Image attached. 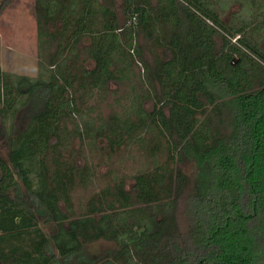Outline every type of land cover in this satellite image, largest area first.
<instances>
[{
	"label": "trees",
	"instance_id": "trees-1",
	"mask_svg": "<svg viewBox=\"0 0 264 264\" xmlns=\"http://www.w3.org/2000/svg\"><path fill=\"white\" fill-rule=\"evenodd\" d=\"M243 1L246 16L231 25L220 0H124L122 24L113 0H34L54 70L46 80L0 72V264H66L98 240L116 245L99 264H264V0ZM135 64L145 89L123 117L68 129L84 96L130 81ZM148 133L163 162L134 175L130 190L110 183L76 216L72 192L92 173L67 154L71 137L93 134L115 153Z\"/></svg>",
	"mask_w": 264,
	"mask_h": 264
},
{
	"label": "rangeland",
	"instance_id": "rangeland-1",
	"mask_svg": "<svg viewBox=\"0 0 264 264\" xmlns=\"http://www.w3.org/2000/svg\"><path fill=\"white\" fill-rule=\"evenodd\" d=\"M114 9L118 15L119 23L123 22V1L113 0ZM225 2V7L220 13L221 20L225 24L233 25L238 18H245L246 13L243 8L246 3L243 0H220ZM261 3L260 0H257ZM231 40V42H233ZM88 40L84 39L78 45V48L87 46ZM144 55L146 61H151V47L143 44ZM264 49V45H262ZM156 50V49H154ZM54 50H46L40 47L36 31V16L34 12V0H0V72L6 73L11 78L25 76L31 80H46L54 70L49 64V58ZM158 54L160 51L156 50ZM46 60L48 63H46ZM82 60V56L79 57ZM79 63V62H78ZM85 67H91L90 63H86ZM141 70L135 65L132 66V74L130 81L115 84L109 83L105 92L93 91L92 96H84L82 102L78 104V112L72 119V124L68 125V129L73 130V124L78 127L89 126L97 129L99 125L105 123L107 119L116 114L117 117H123L128 112L135 101L134 97L140 94L145 86L138 79L142 80ZM151 101L143 104L144 110L150 111ZM29 113L23 111L13 119V125L16 131H20L27 123L26 116ZM1 121V120H0ZM11 119L5 121V128L10 126ZM0 122V131L2 130ZM152 134H140L142 141L135 137L134 141H129L125 147L120 148L115 153L109 152L103 141L91 140V136L83 141L77 137L68 141V155L79 167L86 165L89 168L90 183L85 187L76 185L72 192V202L74 204V212L76 216H80L85 211V206L89 197L95 195L105 189L110 183L124 181L125 189L130 190L133 185L132 177L137 173L151 171L152 168L162 163L164 153L161 150L158 154L151 156V143L156 140L152 138ZM138 136V135H137ZM0 158H7V147L3 135H0ZM184 174L192 176L194 165L185 163L181 165ZM112 185V184H111ZM61 209L64 210L63 205ZM183 199L179 203L176 210V220L181 233L186 230V218L184 215ZM40 228L46 235L55 233L54 225L45 222V215H40ZM116 250L114 243L106 240H98L87 244L83 247L78 257L71 258L66 264H77L79 259L99 264L107 252ZM100 257H102L100 259ZM65 264V263H63Z\"/></svg>",
	"mask_w": 264,
	"mask_h": 264
},
{
	"label": "flooded vegetation",
	"instance_id": "flooded-vegetation-1",
	"mask_svg": "<svg viewBox=\"0 0 264 264\" xmlns=\"http://www.w3.org/2000/svg\"><path fill=\"white\" fill-rule=\"evenodd\" d=\"M88 45V44H87ZM84 47H86V46H84ZM81 48H83V47H81Z\"/></svg>",
	"mask_w": 264,
	"mask_h": 264
},
{
	"label": "water",
	"instance_id": "water-1",
	"mask_svg": "<svg viewBox=\"0 0 264 264\" xmlns=\"http://www.w3.org/2000/svg\"><path fill=\"white\" fill-rule=\"evenodd\" d=\"M234 61H236V60H234Z\"/></svg>",
	"mask_w": 264,
	"mask_h": 264
}]
</instances>
